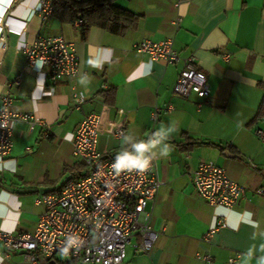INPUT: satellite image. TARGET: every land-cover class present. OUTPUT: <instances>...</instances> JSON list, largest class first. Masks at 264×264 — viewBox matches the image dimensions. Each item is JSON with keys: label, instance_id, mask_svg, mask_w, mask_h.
<instances>
[{"label": "crops", "instance_id": "1", "mask_svg": "<svg viewBox=\"0 0 264 264\" xmlns=\"http://www.w3.org/2000/svg\"><path fill=\"white\" fill-rule=\"evenodd\" d=\"M38 2L0 0V98L9 94L11 109L34 119L14 123L11 153L0 161V231L33 232L44 211L35 200L80 175L82 167L72 156L73 133L85 116L96 113L98 149L107 154L134 151L131 143L154 139L162 124L176 129L153 150L161 187L149 207L150 225L159 236L147 256L129 248L123 264H205L196 254H209L211 264H228L235 254L239 264H257L264 256V195L255 194L264 187V142L255 128L264 126L248 124L264 99V0H113L139 17L137 27L122 36L92 27L84 40L60 14L41 21ZM52 36L74 44L75 88L85 93L78 110L67 83L51 82L46 68L26 61V46ZM165 39L172 40L181 58L195 59L210 87L206 100L173 94L180 62L151 61L134 49L144 40ZM90 59L103 70L91 67ZM85 74L89 85L78 82ZM19 75V86H11ZM168 105L170 112L164 111ZM117 131L122 138L114 137ZM125 136L131 140L125 142ZM163 143L171 148L167 157L159 156ZM202 162L224 169L245 188L235 207H211L197 195L191 175ZM219 219L226 227L202 242ZM0 258V264H34L24 252L1 247ZM57 263L62 264L59 256L47 264Z\"/></svg>", "mask_w": 264, "mask_h": 264}, {"label": "built area", "instance_id": "2", "mask_svg": "<svg viewBox=\"0 0 264 264\" xmlns=\"http://www.w3.org/2000/svg\"><path fill=\"white\" fill-rule=\"evenodd\" d=\"M53 3L54 0H39L37 12L41 21L53 14ZM134 49L147 54L151 61L182 64L172 88L175 96L187 99L194 94L201 100L209 97L210 87L205 74L197 68L192 56L181 58L178 55L172 40H144L135 44ZM24 55L29 66L40 63L46 68L51 82L67 83L73 108H80L85 97L75 88L79 63L73 43L61 36L38 37L25 47ZM228 58V55L224 56V59ZM20 81L19 75L11 86H19ZM49 92L52 94L53 88ZM11 104L9 94L0 98V161L11 153L14 123L34 121L31 116L14 112ZM171 110L170 105L164 109L166 112ZM157 114L155 108L153 120ZM99 124L100 115L90 113L73 133L72 156L82 167L80 175L67 180L57 191L43 193L35 200L44 211L33 232L0 231L1 248L24 252L34 264H47L57 256L62 264H123L127 246L135 255L150 254L159 236L151 228L152 213L149 210L161 187L155 161L145 172L124 171L117 175L111 165L118 153L107 154L98 149ZM255 134L264 142V130H256ZM122 136V131L114 134L116 139ZM191 178L197 195L211 207L231 209L245 194L242 185L230 179L224 169L212 164L200 163ZM255 194L264 195V187L255 190ZM225 227L224 220H217L201 241L209 243L213 235ZM70 237H78L80 246L62 256L60 250ZM195 257L205 264L212 262L209 254H196ZM239 260L240 255L235 254L227 263L239 264Z\"/></svg>", "mask_w": 264, "mask_h": 264}, {"label": "trees", "instance_id": "3", "mask_svg": "<svg viewBox=\"0 0 264 264\" xmlns=\"http://www.w3.org/2000/svg\"><path fill=\"white\" fill-rule=\"evenodd\" d=\"M53 14H60L67 23L77 25L83 40L92 27L122 36L126 31L134 30L139 22L137 15L117 7L113 0H54ZM78 22L80 23L77 24ZM107 96V93L104 94V97ZM258 124L264 126V99L248 126L254 127ZM256 130L264 129L255 128Z\"/></svg>", "mask_w": 264, "mask_h": 264}, {"label": "clouds", "instance_id": "4", "mask_svg": "<svg viewBox=\"0 0 264 264\" xmlns=\"http://www.w3.org/2000/svg\"><path fill=\"white\" fill-rule=\"evenodd\" d=\"M42 63V62H41ZM88 64L98 70H103L102 65L98 61L89 60ZM40 67V63L37 65ZM81 85L90 84V79L87 74L81 76L79 81ZM85 93H82L81 96L83 97ZM176 129L173 125H168L165 127L163 124L161 127L156 130L152 136L155 137L154 139H149L147 141L141 139L139 142L131 143V148L134 150L130 151H123L122 153L119 152L114 159L111 167L115 171L117 175L121 172L127 171H138V172H145L147 171L152 164V161L156 158L155 153L153 150L157 148L163 141L169 139L171 134L175 132ZM131 137L125 136L124 141L129 142ZM171 148L168 143H163V147L160 149L159 156L160 157H167L170 154ZM148 153H153L152 155H148ZM80 246L79 238L78 237H70L67 240L66 245L61 248L60 252L62 256H67L71 249H78ZM262 250H264V245L261 246ZM247 260H251L253 253L250 250L248 253L245 254ZM2 259V258H0ZM257 264H264V256H260L257 259Z\"/></svg>", "mask_w": 264, "mask_h": 264}, {"label": "rangeland", "instance_id": "5", "mask_svg": "<svg viewBox=\"0 0 264 264\" xmlns=\"http://www.w3.org/2000/svg\"><path fill=\"white\" fill-rule=\"evenodd\" d=\"M126 253L129 254V246L126 248Z\"/></svg>", "mask_w": 264, "mask_h": 264}]
</instances>
